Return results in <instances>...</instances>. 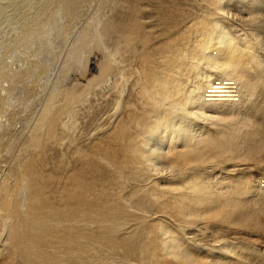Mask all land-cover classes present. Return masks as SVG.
<instances>
[{
    "label": "rangeland",
    "instance_id": "obj_1",
    "mask_svg": "<svg viewBox=\"0 0 264 264\" xmlns=\"http://www.w3.org/2000/svg\"><path fill=\"white\" fill-rule=\"evenodd\" d=\"M88 1L71 22L46 28L41 47L9 49L20 23L0 29L7 69L32 67L0 82V178L13 193L0 264H264V49L255 40L264 43V0L253 4L254 23L246 10L225 16L230 35L247 33L253 47H239L242 65L225 78L209 70L228 92L217 112L185 121L200 134L189 147L158 143L157 169L145 160L150 107L136 85L139 69L151 78L156 51H171L156 50L171 40L146 19L156 0ZM193 1L203 0L165 5ZM120 22L129 26L122 39L108 28ZM181 51L169 60L182 64Z\"/></svg>",
    "mask_w": 264,
    "mask_h": 264
},
{
    "label": "bare ground",
    "instance_id": "obj_2",
    "mask_svg": "<svg viewBox=\"0 0 264 264\" xmlns=\"http://www.w3.org/2000/svg\"><path fill=\"white\" fill-rule=\"evenodd\" d=\"M165 1L156 0V3L151 4L152 6L148 5L151 9L146 19L150 23V29L155 32L158 40H168V42L171 40L167 45L163 43L162 49L156 50L171 51L169 53L166 52V54L156 51L155 55L158 57L154 58L158 62L156 61L157 66L153 74H151V78L146 77L148 73L143 68L141 70L144 75L142 74L141 77L139 69L138 74L140 75H138L139 80H137L136 84L138 87H143L145 105L150 107L148 110L150 116L148 124H150L146 126L144 132L149 137L146 140L142 138L141 143L147 148L145 155L146 162L150 165L152 164V167H156V169L158 167L156 165L162 162H160L161 155L158 153V143H164L169 148H175L178 143L180 145L183 144L181 146L184 148L189 147L188 145L191 142L199 139L198 136L200 134L197 130L192 129L195 126L190 127L188 124L190 122L185 123V121L190 117L195 118V120L204 119L207 112L215 109L217 107L215 106L216 103L222 102V97H225L224 94L228 92L226 90L223 93L228 87L223 89L222 83H217L216 79H212L209 76V70L221 71L223 78H225L226 73L224 71L230 65H238V67L242 65L243 61L241 62V57L238 53L239 47L245 49L253 47V42L250 43L251 41L246 37L247 33H243L238 40H235L230 35V29L224 26V22L226 21L225 16L232 9L237 13L246 10L247 15L251 18V23L256 22L257 18L262 16L261 11L252 9L253 4L257 0H203L197 4L195 1L191 4L190 2L188 4H179L174 8L171 6L166 7ZM87 2L89 1L0 0V29L2 25L5 27L9 26V29L10 27L15 29L16 25L20 23V32L18 33L17 28L14 30L17 31L16 34L18 33L16 43L8 44V48L15 49L18 44L27 46L31 42L41 47L43 39L41 36L45 33L46 28L56 27L59 17L71 22L81 11H84L83 8L88 6ZM16 22L18 23L14 24ZM12 24L15 26H12ZM98 24H100V21H98ZM111 25H108V28L112 29L115 27L113 31H116L119 38L122 39L126 38L127 35L129 36L128 24L120 22L119 24L111 23ZM230 28L233 29L232 32L235 34L242 32L241 30H237L235 26ZM248 31L256 34L258 33V28L253 26ZM255 36L256 43L260 48L264 49V43L259 39V35ZM256 43L255 47H257ZM181 50H187L190 55L185 54L182 64L180 62H171L169 60L170 55L175 54V56H179L182 53ZM195 60H197V62H194L196 64H190V62ZM185 61L194 67L191 79L185 75L187 71L182 75L185 68L182 69L180 67L185 64ZM7 68L4 59L0 57V82L1 80H8L13 84L23 79L25 75L27 77V73L32 71V67H30L28 70L26 69L21 73L15 74V72L12 73ZM182 77L185 79L183 80ZM197 79L202 80L203 83H197L195 81ZM215 85L217 88L212 90ZM186 107H188V112H186ZM216 109L215 112H217ZM185 113L186 118L184 117ZM145 124L147 125V123ZM196 151H198V148ZM5 181V178H0V222L4 220L3 213L6 209L9 210L7 208L9 207L8 200L13 196L11 188L4 185ZM16 183L18 184V182Z\"/></svg>",
    "mask_w": 264,
    "mask_h": 264
}]
</instances>
